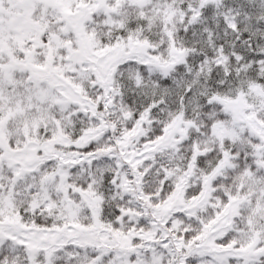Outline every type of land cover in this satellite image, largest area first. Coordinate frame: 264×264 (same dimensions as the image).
Masks as SVG:
<instances>
[{
  "label": "snow or ice",
  "instance_id": "obj_1",
  "mask_svg": "<svg viewBox=\"0 0 264 264\" xmlns=\"http://www.w3.org/2000/svg\"><path fill=\"white\" fill-rule=\"evenodd\" d=\"M0 264H264V0H0Z\"/></svg>",
  "mask_w": 264,
  "mask_h": 264
}]
</instances>
